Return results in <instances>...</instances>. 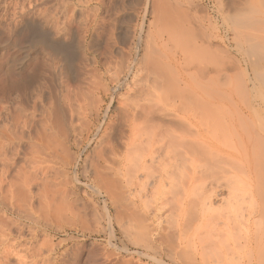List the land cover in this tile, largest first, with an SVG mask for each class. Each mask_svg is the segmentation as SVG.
I'll list each match as a JSON object with an SVG mask.
<instances>
[{
  "label": "rangeland",
  "instance_id": "rangeland-1",
  "mask_svg": "<svg viewBox=\"0 0 264 264\" xmlns=\"http://www.w3.org/2000/svg\"><path fill=\"white\" fill-rule=\"evenodd\" d=\"M29 25L69 46V71L49 50L21 61ZM180 52L194 67L193 79L161 80L174 82L173 92L187 93L188 83L197 96L214 97L205 115L211 132L200 136L198 153L181 159L185 169L190 161L204 164L200 172L166 189L165 200L152 204V219L131 195L129 179L113 172L127 133L121 96L130 94V106L142 101L132 98L151 85L149 70L174 77L186 67L166 62ZM129 62L141 65L134 78L123 74ZM114 77L128 79L134 93L117 91ZM55 101L64 102L66 139L51 127ZM257 105L264 114V0H0V264H264V143L249 140L264 137ZM108 144L115 156L105 153ZM243 166L261 169L242 177L258 186L251 204L243 201L247 196L237 203L248 223L242 216L235 222L251 226L245 246L240 232L226 242L222 213L228 207L218 199L227 192L214 191L217 182L224 188L227 170ZM23 171L28 182L20 178ZM210 199L217 203L204 214ZM177 224L182 234L166 239Z\"/></svg>",
  "mask_w": 264,
  "mask_h": 264
},
{
  "label": "bare ground",
  "instance_id": "bare-ground-1",
  "mask_svg": "<svg viewBox=\"0 0 264 264\" xmlns=\"http://www.w3.org/2000/svg\"><path fill=\"white\" fill-rule=\"evenodd\" d=\"M29 26L31 27L30 33L26 37V39L22 45V49H21V57H20L21 61H24L25 59H27L30 52H41V51L49 50L51 52V54L53 56H55L61 62L62 68L66 72L69 71L70 70L69 68L71 66L70 63L74 57V53H72V51H70L69 46H67V44H61L60 41L58 42V40L57 41L49 40L47 38L49 36L46 37V34L44 33L45 30L44 29H43L44 31L42 30V28H43L42 26H41L42 28H40L39 26H35V25L34 26L29 25ZM180 54H181V52L179 54H174V56L167 57L166 62H168V63L170 62L172 64L178 63V65H180L179 61L181 63L187 62L188 60L186 59V57L183 55H180ZM136 63H137V61H136ZM184 65L186 66V67H183L184 69L182 68V65H180L182 68L181 69L182 71L177 69L176 74L175 73L173 74L174 77H171L172 75H171V73H168L169 71H167L164 74L165 71H161L162 68L160 69V68L154 67L153 69L149 70L148 73H149V75H151V78H152L151 81H149V82H152V83L150 86H147L144 90L141 88L140 94H138L137 97L132 98V99H135V98L138 99V96H139V97H141L139 99H142V101H140L142 103H140V102L135 103V105L132 103L133 105H131V106L127 105L129 103L127 101V98L129 99V95H130L129 93H134V88L127 86L126 81H128V79L122 78L123 80H121V79H118L115 77L113 79L115 82L117 91L118 90L120 91V89H124L125 92H127V94L126 93L125 94L126 95L129 94L128 96H126L127 98L126 97L123 98L121 96V99L124 100V102H123L124 104L119 99L121 104H123V107H122L123 110L121 111V112H123L122 117H121V121H123L126 124V126H127L126 132L127 133L124 137L122 136L123 138L120 135V137L123 139L122 140L123 141L122 146L124 147V151H123V155L121 156V158H119V159H121L120 160V163H121L120 167L115 169V171L113 170V172H115L116 177L118 175L121 178H123L122 176H124L125 178L127 177V181L129 179V181L127 183V185L129 184V186H127V188H130V187L132 188L133 193H131V195L133 196V198L135 197V199L137 197L139 199L141 198L139 202L143 201L142 204L144 206V209L147 212H150V214H152V215H150V214L148 215L149 217L151 216L150 218H152V219H157L156 209H154L152 204H154V206H157L158 203L163 202L165 200L163 197V194L165 193V191H168V190L176 187L178 185L179 179L182 176L188 177L191 180L198 174V172H200V168H202L204 166V164H198L196 161H190L189 162L190 168L185 169L183 166L184 164L181 163V159L182 158L187 159V158L195 155L196 153H198L200 136L202 137L204 132H206V133L211 132V128L207 124V119H206L205 115L210 113V108L212 107L213 104H215V99L210 94H203V95H205V97H203V98L201 95H198L199 96L198 97L197 94H195V91L193 90L192 86L191 85L188 86V83H186V84L183 83V85H185L186 88L189 87V89L186 90V88L184 86V88H185L184 90H186V91L189 90L187 93L186 92L183 93L182 91H181L182 93L177 92L176 89H174V92H173L171 86H173L174 82H172V85L170 86V85L166 84L167 82L161 80V79H173L172 81H175L174 79H176L177 81L184 82V79H193V76L195 73L194 67H192L193 65L190 63H188V64L185 63V64H183V66ZM126 66H127V68L124 69L126 71H125V73H123L125 77L134 78L137 76V74H139V71L141 70L139 68L141 66V65L139 66V63L135 65V64H131L129 62V65H126ZM121 72H123V71H121ZM114 74H115V72H114ZM166 74L167 75L170 74L171 76L167 77ZM120 75H121V73H120ZM119 76H117V77H119ZM169 77H171V78H169ZM148 79H149V77H148ZM110 81H111V79H110ZM177 81H175V82L178 83ZM147 83H148V81H147ZM168 84H170V83L168 82ZM178 85H179V83H178ZM175 86L176 85L174 84L173 88H175ZM35 88H36V86H35ZM101 88H103V87H101ZM170 88H171L172 92H168L165 94L164 92L169 91ZM150 89H152V90L150 91ZM178 89L180 90V88H178ZM117 91H114L112 94H110L111 100L116 98V93H118ZM142 91H144V92L146 91V92L145 93L143 92V94H142ZM135 93H136V91H135ZM117 95L120 96L121 94H117ZM133 96H135V95H133ZM142 96H144V97L142 98ZM200 96L202 99L200 98ZM64 98H66V97H64ZM199 98L201 99V101ZM62 100L64 101V99H62ZM63 101H61V102L55 101V103L57 102L54 105L56 110L55 109L53 110L52 108H50L51 110L54 111V112L51 111V112H53L52 113L53 117L50 115L52 117L50 122H51L52 129L55 131V134H57V135L59 134L65 138V136H67V135H62V134H65V133H63L64 128L62 129V127L64 126V122H62L63 121L62 119H64V116H65V115L64 116L62 115V114H64L63 113L64 109L62 111V107L64 106V104L62 105V103L65 102V101L64 102ZM125 101H127V104L125 103ZM236 102H237V99H234L232 104H234ZM165 103L168 104V106H170L168 111H166L164 109ZM257 106H258L257 109H255L256 107H254V111L255 110L260 111L258 114L263 116L264 114H263L262 107H259V105H257ZM58 110H60L61 112L60 111L58 112ZM117 112H119V110H117ZM65 113H66V111H65ZM201 113H203V114H201ZM68 118H67V120L70 119V118L69 119ZM123 122H121V123H123ZM46 123H48V122H46ZM45 131H44V133H45ZM104 134H102V135H104ZM45 136H47V135H45ZM208 137L209 136L205 135L204 139H207ZM249 140H251V141L253 140L254 143L261 144V145H263V143H264V137L259 138L258 136H255V135L250 137ZM44 145H46V144H44ZM104 148H106L104 150V151H106L105 153L111 154V156L113 154V156H115L117 149H115L116 147H114L113 144L112 145L108 144ZM48 151H46V152H48ZM102 153L103 152H101V154ZM36 154H38V153L36 152ZM42 154L40 152V155H42ZM46 154L47 153H45V155ZM103 155H105V154H103ZM60 156L62 157V155H60ZM102 156H100V158H101L100 160H103V158H105L104 156L102 158ZM40 157L41 156H39V160H41ZM31 159H32V157H31ZM45 159H43V160H45ZM98 159H99V156H98ZM189 159H191V158H189ZM189 159H187V160H189ZM110 160H112V159H110ZM36 161H37V159H35V162ZM41 162H39V163L41 164ZM90 165H92V164H90ZM104 165L107 166V164H104ZM117 165H119V164H117ZM46 166L48 167V164ZM108 167H105V168H108ZM34 168H33V171H34ZM97 169H99V168H97ZM51 170H52V168H51ZM20 171H22V170H20ZM21 173H23V174H21L22 176L20 175V178L25 177L23 179H25V181H26V179H27L26 177H29V176H27V175L24 176V171ZM260 173H261V169H259L256 166L255 167L243 166L241 169H237V170L229 169L226 171V176H224V178L222 180V182L224 184V188H222L221 182H217V184L214 186L215 192H216V190H215L216 188H217V190L225 189V191L227 192L226 193L227 194L226 199H218L219 200L218 202L220 203L219 205H221V203H223V205L226 204L227 205L226 207H228V209L224 207L225 209H227V211L224 210V213H222L223 214L222 216H225V220L223 219L224 227H222V231H223L222 233L224 234V238L226 236V242H227V240H231L233 238V236L237 234V232H240L244 236L243 237V239L245 241L244 246H245V244L248 243V240L251 239L250 238V231H251L250 230L251 229L250 224H246L245 222H247V221L242 219L243 218L242 215H244V214L240 215L242 217L239 216V214L241 212L238 214L240 208L238 209L237 206L239 204H242V202H240L239 204H237V203L239 200L242 201L241 198L244 199L246 196H247L246 197L247 200H243V201H248V203L250 202L249 204H251L253 202L255 195L258 194V186H252L250 184V182H248L247 180L245 181L246 182L245 183L243 181L242 177L248 176L246 174L258 175ZM27 174H29V173H27ZM36 174L37 173L35 172L34 175H36ZM96 177H98V175ZM149 178L151 179V181H149ZM101 179H100V181H101ZM241 181H243L244 184L243 183L240 184ZM26 182H28V181H26ZM105 182H106V180H105ZM150 182H152L151 189H150V186H151ZM225 187H227L229 190ZM166 189H168V190H166ZM211 190H213V188ZM128 191H129V189H128ZM213 192L211 191L212 194H213ZM213 195H214L213 197L215 198V197H217V195H219V192H217L216 194H213ZM147 196H148L149 200L146 199ZM219 197H222V196L219 195ZM139 199H137V200H139ZM215 202L213 201V203H212V199H210L208 201L207 208L211 207L210 205L213 206ZM134 204L135 203H133V205ZM135 205L138 206L137 204H135ZM135 205H134V207H136ZM141 207H142V205H141ZM135 210H136V208H135ZM203 210H204V214H205V212H207V211L209 212V210H213V209L208 208V209H203ZM240 211H242V210H240ZM145 214L146 213H144V216H145ZM236 215H238V216H236ZM231 217H233V219L235 217H240L239 219L242 221L244 220L245 222H242V223L240 222L241 224H237L236 223L237 221L235 222V219L233 221ZM146 219L148 220L149 218L147 217ZM229 219L232 222L228 221ZM239 219H238V221H240ZM149 220H151V219H149ZM152 221H150V222H152ZM201 221H203V220H201ZM222 223H221V225H222ZM179 225L180 224L175 225V227H174L175 229L172 226H170V227H172V229L170 228L171 231H173L171 234L169 233L170 229L168 228L169 232L166 233L167 236L165 235L166 239L171 238L172 240H174L177 236H180L182 234V229L179 227ZM235 228H236V232L234 231ZM234 232H235V234H234ZM238 235H236V237ZM234 240H235V237H234ZM239 240L240 239H238V241ZM238 245H240V244H238ZM0 263H1V261H0Z\"/></svg>",
  "mask_w": 264,
  "mask_h": 264
}]
</instances>
